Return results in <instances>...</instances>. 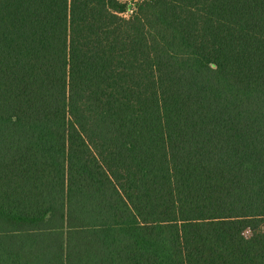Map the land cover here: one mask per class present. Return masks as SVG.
I'll use <instances>...</instances> for the list:
<instances>
[{"label":"trees","instance_id":"1","mask_svg":"<svg viewBox=\"0 0 264 264\" xmlns=\"http://www.w3.org/2000/svg\"><path fill=\"white\" fill-rule=\"evenodd\" d=\"M0 264H264V0H0Z\"/></svg>","mask_w":264,"mask_h":264},{"label":"built area","instance_id":"2","mask_svg":"<svg viewBox=\"0 0 264 264\" xmlns=\"http://www.w3.org/2000/svg\"><path fill=\"white\" fill-rule=\"evenodd\" d=\"M134 1H135V0H133V2H134ZM132 10H133V8H132V9H129L128 11L124 12L123 15H124V16L128 15L130 12H132Z\"/></svg>","mask_w":264,"mask_h":264},{"label":"rangeland","instance_id":"3","mask_svg":"<svg viewBox=\"0 0 264 264\" xmlns=\"http://www.w3.org/2000/svg\"><path fill=\"white\" fill-rule=\"evenodd\" d=\"M125 1H127V2H129V3H132V2H133V0H125Z\"/></svg>","mask_w":264,"mask_h":264}]
</instances>
